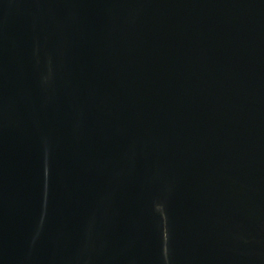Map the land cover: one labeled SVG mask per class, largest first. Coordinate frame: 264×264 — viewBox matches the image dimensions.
I'll use <instances>...</instances> for the list:
<instances>
[{
	"label": "water",
	"instance_id": "obj_1",
	"mask_svg": "<svg viewBox=\"0 0 264 264\" xmlns=\"http://www.w3.org/2000/svg\"><path fill=\"white\" fill-rule=\"evenodd\" d=\"M0 264H264V0H0Z\"/></svg>",
	"mask_w": 264,
	"mask_h": 264
}]
</instances>
